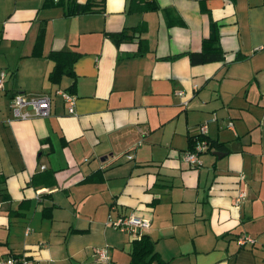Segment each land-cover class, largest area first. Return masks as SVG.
<instances>
[{"label":"crops","instance_id":"crops-1","mask_svg":"<svg viewBox=\"0 0 264 264\" xmlns=\"http://www.w3.org/2000/svg\"><path fill=\"white\" fill-rule=\"evenodd\" d=\"M123 28L133 38L116 43ZM212 34L225 59L191 64ZM54 52L79 54L73 74L50 78ZM0 69V260L89 264L107 246L128 264L138 237L106 221L135 211L167 264H264V0H105L69 16L0 0ZM16 92L49 96V115L15 119ZM200 124L218 145L190 166Z\"/></svg>","mask_w":264,"mask_h":264},{"label":"built area","instance_id":"built-area-1","mask_svg":"<svg viewBox=\"0 0 264 264\" xmlns=\"http://www.w3.org/2000/svg\"><path fill=\"white\" fill-rule=\"evenodd\" d=\"M6 78L7 72L0 69V90L4 89ZM56 93L66 102L68 113L73 114L76 96L64 90H57ZM178 94L182 96L183 92L178 91ZM184 104H186V101ZM10 108L15 119H28L33 116L46 117L50 113V98L47 95L34 96L16 92L10 99ZM229 125L232 126L231 123ZM196 134L199 135L201 139H197L193 146L182 154V161L190 166H199L201 164L199 155L209 148L208 142L202 137L207 135L206 124H200L197 127ZM41 168H44V166H41ZM244 196L245 191L240 190L236 198V203H240ZM106 224L130 236L139 237L149 230L150 219L137 214L135 211H131L124 216L108 218ZM246 242L254 243V240L245 235L238 238V243L240 245ZM94 257V260L89 264H110L109 249L107 246L95 248ZM18 261H21V264H28L25 258L21 257L20 260H18L12 256L1 259L0 264H17Z\"/></svg>","mask_w":264,"mask_h":264},{"label":"trees","instance_id":"trees-1","mask_svg":"<svg viewBox=\"0 0 264 264\" xmlns=\"http://www.w3.org/2000/svg\"><path fill=\"white\" fill-rule=\"evenodd\" d=\"M141 2L142 0H135ZM46 5H62L65 9V15H76L89 13L94 11H100L104 9L105 0H86L84 3H80L77 0H45ZM148 8H155V5L151 6L148 2L145 3ZM139 27L131 28L130 30L135 32ZM128 28H123L121 31L111 34V38L116 43H120L124 40H131L132 34H129ZM40 40H37L39 46ZM186 55L189 58L191 64H206L212 62H218L225 59V52L222 50L219 44V37L217 34H212L210 37L203 40L202 49L200 51L187 52ZM79 54L74 52H54L50 55L55 61V67L50 74L51 79L61 76L62 74H73V61L78 58ZM241 56H236L238 59ZM208 142L209 147L211 145H218L216 142L211 141L207 135L202 136ZM197 139H201L199 135H194L191 138L190 147L196 142ZM131 260L128 264H167L164 262L154 250L153 242L147 233L140 235L138 238L132 241V249L130 251ZM12 257L20 260L21 257L11 255ZM17 264H21L18 261Z\"/></svg>","mask_w":264,"mask_h":264},{"label":"water","instance_id":"water-1","mask_svg":"<svg viewBox=\"0 0 264 264\" xmlns=\"http://www.w3.org/2000/svg\"><path fill=\"white\" fill-rule=\"evenodd\" d=\"M214 154L217 155V156H219V155H221V154H223V153L220 152V151H215Z\"/></svg>","mask_w":264,"mask_h":264}]
</instances>
